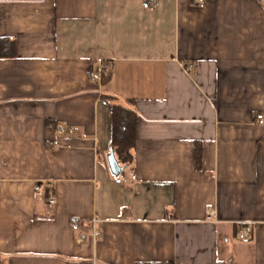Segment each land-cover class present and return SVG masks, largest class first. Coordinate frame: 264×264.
Segmentation results:
<instances>
[{
  "label": "crops",
  "instance_id": "crops-1",
  "mask_svg": "<svg viewBox=\"0 0 264 264\" xmlns=\"http://www.w3.org/2000/svg\"><path fill=\"white\" fill-rule=\"evenodd\" d=\"M0 38L3 263L264 264V0H0Z\"/></svg>",
  "mask_w": 264,
  "mask_h": 264
},
{
  "label": "trees",
  "instance_id": "trees-1",
  "mask_svg": "<svg viewBox=\"0 0 264 264\" xmlns=\"http://www.w3.org/2000/svg\"><path fill=\"white\" fill-rule=\"evenodd\" d=\"M16 55V42L10 38H0V57L9 58ZM111 76V71L104 70L101 83H106ZM113 98V96H108ZM137 112L130 106L114 104L112 107L111 139L110 147L114 151L118 161L123 166L134 163V149L137 141ZM195 165L197 169L202 167V148L197 145L195 151ZM0 264L3 260L0 259Z\"/></svg>",
  "mask_w": 264,
  "mask_h": 264
},
{
  "label": "built area",
  "instance_id": "built-area-1",
  "mask_svg": "<svg viewBox=\"0 0 264 264\" xmlns=\"http://www.w3.org/2000/svg\"><path fill=\"white\" fill-rule=\"evenodd\" d=\"M193 3L199 7L204 6V0H193ZM158 5H159V0H143V7L146 9L154 8V7H157ZM105 69L108 70L107 64L101 61L99 63V68L91 71V74H90L91 78L94 80L101 81L102 73ZM257 120L260 122L261 121L264 122V114H258ZM70 132H73V131H70ZM47 202H48L49 207L53 208L56 202L55 196L51 194L48 197ZM97 222H98L97 219L92 220V226H93L92 233L95 238L101 236V229L96 227ZM252 232L253 230L251 226L244 225L239 228L237 236L241 241L247 243L251 241Z\"/></svg>",
  "mask_w": 264,
  "mask_h": 264
},
{
  "label": "water",
  "instance_id": "water-1",
  "mask_svg": "<svg viewBox=\"0 0 264 264\" xmlns=\"http://www.w3.org/2000/svg\"><path fill=\"white\" fill-rule=\"evenodd\" d=\"M108 162H109V165H110V168H111V171L113 172V174L118 176L124 170V166L120 165V163H119L118 159L116 158V155L112 149L110 150V153L108 155Z\"/></svg>",
  "mask_w": 264,
  "mask_h": 264
}]
</instances>
